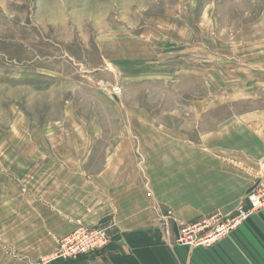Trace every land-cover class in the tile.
<instances>
[{
  "label": "crops",
  "instance_id": "0c3cea01",
  "mask_svg": "<svg viewBox=\"0 0 264 264\" xmlns=\"http://www.w3.org/2000/svg\"><path fill=\"white\" fill-rule=\"evenodd\" d=\"M190 4L203 26H224L218 12L243 14L252 36L234 41L253 45L264 78V0ZM123 118L126 127L112 135L99 118L75 115L45 132L17 123L0 130V264H38L62 237L98 224L111 235L100 251L50 264H264V209L212 246L176 244L180 223L247 203L264 173V111L199 141L154 115Z\"/></svg>",
  "mask_w": 264,
  "mask_h": 264
},
{
  "label": "rangeland",
  "instance_id": "374dc122",
  "mask_svg": "<svg viewBox=\"0 0 264 264\" xmlns=\"http://www.w3.org/2000/svg\"><path fill=\"white\" fill-rule=\"evenodd\" d=\"M190 1L0 0V130L75 115L112 135L143 113L199 141L264 111L260 60L234 41L252 25L237 9L200 25Z\"/></svg>",
  "mask_w": 264,
  "mask_h": 264
},
{
  "label": "built area",
  "instance_id": "2783aa9c",
  "mask_svg": "<svg viewBox=\"0 0 264 264\" xmlns=\"http://www.w3.org/2000/svg\"><path fill=\"white\" fill-rule=\"evenodd\" d=\"M263 209L264 173L256 187L248 194L247 203L240 204L233 213L217 212L200 220L180 223L176 244L189 248L212 246ZM110 239L108 227L103 224L79 226L58 241L53 256L41 259L38 264H50L57 259H79L82 256L94 254L100 251Z\"/></svg>",
  "mask_w": 264,
  "mask_h": 264
}]
</instances>
